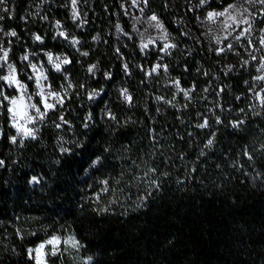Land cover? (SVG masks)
<instances>
[{
  "label": "trees",
  "instance_id": "16d2710c",
  "mask_svg": "<svg viewBox=\"0 0 264 264\" xmlns=\"http://www.w3.org/2000/svg\"><path fill=\"white\" fill-rule=\"evenodd\" d=\"M86 1V28L75 27L67 0H39L36 8L33 0H9L12 14L7 11L0 20L17 32L10 57L18 66L20 52L34 42L31 32L36 31L44 47L67 52L73 85L64 107L50 112L37 138L23 146L9 142L15 130L6 108L0 109V264H32L26 249L53 233L74 234L85 245L80 253L52 257L55 264H79L82 255H91L92 264H264V109L244 101L253 65H244L230 51L218 56L199 42L195 16L187 11L189 0H148L177 44L164 55L170 72L183 87L195 85L190 101L174 93L172 85L169 91L160 90L159 74L146 75L160 51L144 53L135 36L127 46L116 36L117 22L130 28L121 0ZM230 1L212 0L208 6ZM27 8L33 10L31 16L25 14ZM55 18L86 41L87 56L55 34ZM91 63L96 68L89 73ZM49 75L54 83L62 78L56 70ZM22 77L31 83L26 74ZM119 83L130 91L131 104L120 95ZM101 87V95L88 99L91 88ZM60 115L69 123L57 128ZM203 117L210 128L195 126ZM241 119L245 123L233 128L232 122ZM212 132L214 143L205 148ZM245 148L252 162L241 154ZM180 155L183 160L177 159ZM97 157L101 162L93 166ZM133 160L169 173L161 189L136 207V189L122 182L117 203L109 204L111 192L95 203L99 182L117 177ZM237 161L243 167L234 168ZM34 175L38 182H30ZM104 207L109 210L99 211Z\"/></svg>",
  "mask_w": 264,
  "mask_h": 264
},
{
  "label": "snow or ice",
  "instance_id": "6c2138e0",
  "mask_svg": "<svg viewBox=\"0 0 264 264\" xmlns=\"http://www.w3.org/2000/svg\"><path fill=\"white\" fill-rule=\"evenodd\" d=\"M71 8H72V18L73 20H78L80 13L77 9L78 0H70ZM140 0H131L133 7L139 6ZM143 4L147 6L148 0H142ZM191 2V0H189ZM5 0H0V5H3ZM211 0H197V3L194 6L187 7L188 12H194L196 9L204 8L205 6L210 5ZM256 4L261 5L260 10L253 11L251 6ZM123 7V5H122ZM3 11L7 12L8 9L4 8ZM140 11L143 12L144 9L140 8ZM127 14V11H126ZM264 16V0H236V2L227 3L223 6H218L217 9H213L207 11L203 18L197 16L196 19L203 24L216 25L220 32H225L227 35L223 37L224 40L228 39V36L232 35L233 32H236L239 29L238 33L234 36V40L239 42L242 38L247 39L248 49H251L249 53L252 61H258V67L256 71L261 73L253 77V80L257 83L264 82V54L259 57L255 54L256 52L264 53V35H260L258 37V41H254L251 39V35L253 32V23L256 17ZM3 19V16H0V20ZM47 19V17H44ZM139 20V18H137ZM148 27L155 28L158 30L161 35L159 37H151L147 38L146 42L141 43V50L147 49L149 45H155L157 40L162 41V47L159 48V51L162 53L170 54L169 49L177 48V44L170 42V37L167 33V30L164 27V24L160 20V18L153 13L149 17H147ZM56 27L60 28V22H56ZM120 26L117 25V29L119 30ZM148 29L145 28V32ZM211 28L208 29V33H211ZM0 32H3V29H0ZM261 32L264 33V29H261ZM5 36L17 37L16 31H9L3 33ZM59 36L67 39V34L64 31H60L58 33ZM187 35V33H184ZM143 37V33H141ZM217 45L221 43V39L219 36L211 37ZM96 39V37H93ZM34 40L43 42L42 37L40 35H34ZM9 43H11L9 41ZM71 43L73 46L79 43L75 38L72 39ZM259 44V47L256 44ZM233 44L229 43L225 47H218L215 49L216 54L219 56L221 53H224L226 50H232ZM119 53V49L116 50ZM11 52V48H5L2 43H0V70L7 69V73L0 75V109L6 108V112L8 114L10 127L15 130V135H11L8 137L9 142L11 144L19 143L20 146L24 145L25 140L37 138V132L39 128L38 124L45 122L46 117L49 116L50 112H57L59 109H62L65 104V100L67 98V89H64V95H61L60 92L55 90L46 91V87L51 89V85L47 86L44 84V81L48 80V77L44 74L42 68H38L37 64L32 63L29 59V56L25 54L21 57L23 61H27L33 75L28 76L29 80H34L36 91L34 93H29L28 85L23 83L20 79H18L17 68L15 65L9 61V53ZM84 56H87V52L81 53ZM47 57V61L51 64L57 72L62 70L61 66L70 64L71 61L67 57L61 58L60 56H56L55 58L51 53H45ZM248 61H244V65H247ZM96 68V65H91L88 68V72L92 73ZM163 69L165 72L167 71V65L156 64L152 67L150 72H147L146 75H152L153 73H157L160 69ZM232 66H228L227 71H231ZM125 72L128 71V65H124ZM204 75H208V73H204ZM105 77L107 79H111L110 73H105ZM245 83H248L245 81ZM173 86L177 89V92L183 93V96L187 100H191L190 93L195 91V85L190 89H184L180 86L179 80H174L172 82ZM11 88L15 90V95H8L6 92V88ZM73 87L71 82L68 83V88ZM83 87V86H81ZM224 89L220 88L219 92H222ZM205 92L208 89H204ZM250 92L252 94L253 99L256 102V107L260 109H264V87H260L259 90H254L250 88ZM98 95V93L93 92L88 96V99H93L94 96ZM120 95L123 99L131 104L132 96L129 94L128 90L121 89ZM34 97H38L37 100L34 101ZM157 100H162L164 103H171V101L165 100L164 97H157ZM240 99V97H237ZM187 107V105H184ZM251 111L254 112L255 115H260V112L255 111V107L250 108ZM241 112H244V109H240ZM108 118L111 120H116V117L111 113H108ZM59 123H56L55 126L60 128L62 125H66L69 122L65 119L64 115H60L58 117ZM92 119L91 113L88 114L87 120L90 121ZM222 121L219 117L215 118V123L220 124ZM245 123L244 120H235L232 122L233 128H239ZM199 129H206L211 127V123L207 117L202 118V122L195 125ZM84 127L87 128L88 124L85 123ZM191 135V134H189ZM211 138L207 139L205 148H210L214 143L215 133H210ZM155 140L156 137H153ZM261 148L264 149V145H261ZM63 151H67V149H63ZM107 151V149H105ZM243 156L247 157L249 162H252L254 159L252 153L247 149H243ZM200 155H205L203 150ZM179 160H183L184 156L180 155L177 157ZM101 162V158L97 157L93 162V166L99 164ZM167 163V162H166ZM4 165V161L0 160V166ZM234 168L243 167V165L239 164V162H235L232 165ZM133 168L136 171H133ZM191 171H195V169H191ZM128 175V179L125 180V175ZM169 175L168 172L158 169L157 167L147 166L141 167L140 164H137L136 161H132L129 168L127 170L121 169L120 174L113 178L108 177L104 180H101L99 183L101 188L99 192L95 194L94 202L100 203L102 195H107L108 193H112L113 197L109 201V204H114L118 202V198L116 197V193L123 192V189L119 186L123 182L124 187L126 188H135L136 194L135 199L137 201L136 207H141L147 201L149 197L153 195V192H157L161 189V181L162 178H166ZM259 175V174H258ZM30 182H38L37 177L33 176ZM143 193L142 195L140 193ZM131 199V196L128 197ZM109 210L108 207H104L99 209L101 212H107ZM16 236L23 240L24 235L22 234V230L20 228H16L15 230ZM35 235V233H31ZM85 247V245L81 244L80 240L76 238L74 234L67 236L66 238L60 235H49L46 239L42 240L35 247H29L26 249L27 258L32 264H49V261L52 257L60 258L72 251L75 253H80L81 250ZM93 257L91 255H82L80 256L79 264H92Z\"/></svg>",
  "mask_w": 264,
  "mask_h": 264
},
{
  "label": "rangeland",
  "instance_id": "374dc122",
  "mask_svg": "<svg viewBox=\"0 0 264 264\" xmlns=\"http://www.w3.org/2000/svg\"><path fill=\"white\" fill-rule=\"evenodd\" d=\"M67 1H68L69 10H70L71 18H72L71 2H70V0H67ZM216 1L219 2L220 0H216ZM120 2H121V10H122V12L129 18V21H130V28L129 29L124 28L120 22H117L116 25H115L116 36L120 40V43H125L126 44L125 46H127L128 42H130L132 37L135 36L137 45L141 49L142 41L146 42L147 38L149 36H151V37H159L161 35V33L158 30H156L155 28L148 27L147 17H149L153 13H155L160 18L162 23L164 24L163 20L159 16V14L156 12V10L151 8L149 6V4H147V6H145L143 4L142 0H140L139 6L138 7H133L132 3H131V0H121ZM211 2H212V0H211ZM232 2H236V0H231L228 3H232ZM40 3L41 2H39V0H33V8L40 7ZM196 3H197V0H191V5L190 6H194ZM226 4H224V5H226ZM122 5H123V7H122ZM10 6L11 5L9 4V0H5V3L3 5H0V16H4V13H5V11H3L4 8H7L8 9V13L12 14ZM251 7H252L253 11H257L258 12L262 6L259 5V4H256V5L251 6ZM140 8H143L144 11L141 12ZM77 9H78V12L80 13L79 19L74 21L73 18H72V20L75 23V27L76 28H78V27L86 28L87 13H88V10H89L88 9V5H87V1L86 0H78ZM213 9H217L218 10V6H216V5H214V6H205L204 8L196 9V11H194V12H190V13L194 14V16H195L194 23H196V27L198 28V32L200 33V36H199L200 37V39H199L200 41L199 42H201L203 44H206L210 49H216L218 47H225L226 48V45L231 43V44H233V49L232 50H226L225 52H229L230 51L234 55L235 59H238L240 62L243 61V60L244 61L247 60L248 61V65L249 64L253 65L254 71H253L252 77L250 79V84L251 85L249 87V92L247 93L244 101L247 104H250V106H254L256 104V102H255V100L252 97V94L250 92V88L258 91L260 87H264V82L257 83V82H255L253 80V77L261 74V73H258L256 71V68L258 67V61H252L251 60V56L249 54L251 52V49H248L247 39L242 38L239 42L234 40V36L238 33L239 29H237L236 32H233L232 35L228 36L227 40H224L223 37L225 35H227V33L220 32L218 30L217 26L214 25V24H212V25L203 24L202 25L200 23V21H198L196 19L197 16H200L201 18H203V15L207 11H210V10H213ZM126 11H127V14H126ZM29 12H31V14H32L33 10L27 8V11L25 12V14L28 13L31 16V14ZM25 18L26 19H30V17H28V15ZM137 18H139V20ZM57 21L60 22V25H61L60 28L56 27V22ZM31 24L32 23H29V25L28 24L25 25L26 30H28V28H29V26ZM52 25H53V29H54V32H55L56 35H58V33L60 31H64L67 34L68 38L66 40L68 42L71 43L72 39L75 38L76 40L79 41V43L76 44L74 47L78 48L82 52H86L87 51V48L85 47V42L86 41L82 40L81 37H79L77 34H75V32L72 30V28L68 27L65 24L64 21H62L59 18H55L53 20V22H52ZM117 25L120 26L119 30L117 29ZM164 27L167 30V33H168V35L170 37V42L175 43L172 33L169 31V29L166 27L165 24H164ZM145 28L148 29L147 32H145ZM209 28H211V30H212L210 34L208 33V29ZM0 29H3V32H0V43H2L5 48H9V47L11 48V43L13 42V37L5 36L3 33L9 32V31H13L14 29L13 28H5L1 21H0ZM261 29H264V16L258 15L256 17L254 23H253V32H252V35H251V39H253L254 41H258V37L260 35H264V33L261 32ZM194 30H195V28H194ZM141 33H143V37L141 36ZM31 34H32L33 38H34V35H40L42 37V40L44 41L43 36L41 34L37 33L36 31L31 32ZM212 36H219L220 39H221V43L219 45H217L215 43V41L211 38ZM19 38L20 37L18 36V39ZM9 41L11 43H9ZM42 43L43 42L34 40V42L31 43L30 45H26L25 49L22 50L20 52V55H19L20 62H21L20 66H18L17 62L10 57V53H9V61L12 62L15 65V67L17 68L18 79H20L23 83L28 85V90H29L30 94L34 93L37 89H36L34 80H31L30 81L31 83H29V81L27 79H24L22 77V74H26L27 76L33 75V72L31 70L28 62L27 61H23L21 59V57L24 56L25 54H27L29 56V59H30V61L32 63L37 64L38 68H42L44 74L48 77V80L44 81V84L46 86L48 84H50L51 85V89H48L46 87V91L55 90L57 92H60L61 95H64L65 94L64 93V89H67V97H68L72 87L68 88V83L71 82V79H70L69 73L67 71V65H63L62 64V66H61L62 70L60 71V74H61L62 78H60L58 83H54L52 81V79L50 78L49 72H50V70H55V69H54V67L51 64L48 63L45 53H51L54 58L56 56H60L61 58L67 57L69 59V56H68L67 52H65L63 50H57V49H53V48H50V47H44L42 45ZM162 43H163L162 41L157 40V43L155 45H151L150 44L147 49L143 50V52L144 53H148V51H150L152 49L153 50H156V49L159 50V48L162 47ZM71 45L73 46L72 43H71ZM256 46L259 47V44L257 43ZM170 50L171 49H169V51ZM165 54L166 53L160 52V54L158 55V57L154 61L153 65H151L150 67H147L148 72H150L152 67L154 65L158 64V63L162 64V65H167L166 62L164 61V55ZM226 54L228 55V53H226ZM255 54L259 57L260 55H262L264 53L256 52ZM91 65H94V63H91L90 66ZM6 73H7V69L5 68L3 73H1L0 75L6 74ZM156 74H159V77L162 80V83H161L162 85L159 86L160 90L169 91L171 89V85H172V90L174 91V93H177V89L173 86L172 82L174 80H178V78H177L176 75H174V74H172L170 72L168 66H167V71L166 72L161 68ZM114 81H116V80H114ZM0 83H2V82H0ZM71 84H72V82H71ZM117 86H118L119 90L125 89V88L128 90V88L125 85L121 84V83H119ZM180 86L182 88L186 89V90L188 89L187 87H183L181 84H180ZM5 88H6V92H7L8 95H15L16 94L14 89L7 88V86H5ZM104 90H105V87L91 88L89 90V94H92L93 92L98 93V95L94 96V98H96L99 95H101L104 92ZM128 92L130 94L129 90H128ZM37 99H38V97H34V101L37 100ZM40 124H38L37 127H39ZM13 135H15V132H14ZM34 176L37 177V179L39 180V177L37 175H34ZM53 234L60 235V236H62L64 238L67 237V236H63V235H61L59 233H53ZM53 234H50V235H53ZM41 241H39V242H41ZM38 243H36V244H38ZM36 244L31 246V247H35ZM49 264H55V263L50 260Z\"/></svg>",
  "mask_w": 264,
  "mask_h": 264
}]
</instances>
